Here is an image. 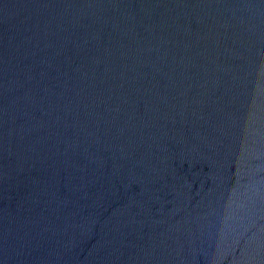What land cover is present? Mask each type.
Listing matches in <instances>:
<instances>
[{
	"label": "water",
	"instance_id": "obj_1",
	"mask_svg": "<svg viewBox=\"0 0 264 264\" xmlns=\"http://www.w3.org/2000/svg\"><path fill=\"white\" fill-rule=\"evenodd\" d=\"M0 264H264V0H0Z\"/></svg>",
	"mask_w": 264,
	"mask_h": 264
}]
</instances>
